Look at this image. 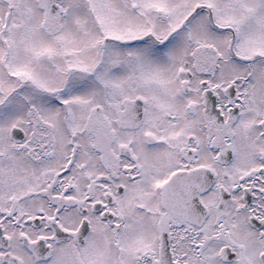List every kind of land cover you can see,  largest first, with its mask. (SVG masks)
I'll use <instances>...</instances> for the list:
<instances>
[{"label":"snow or ice","instance_id":"6c2138e0","mask_svg":"<svg viewBox=\"0 0 264 264\" xmlns=\"http://www.w3.org/2000/svg\"><path fill=\"white\" fill-rule=\"evenodd\" d=\"M0 264H264V0H0Z\"/></svg>","mask_w":264,"mask_h":264}]
</instances>
